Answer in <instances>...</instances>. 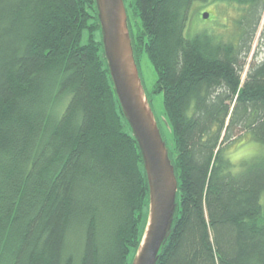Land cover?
<instances>
[{
    "label": "trees",
    "instance_id": "16d2710c",
    "mask_svg": "<svg viewBox=\"0 0 264 264\" xmlns=\"http://www.w3.org/2000/svg\"><path fill=\"white\" fill-rule=\"evenodd\" d=\"M225 1L242 12L234 39L191 35L207 0H129L133 34L123 0L174 143L176 208L156 264H264V149L238 167L226 152L237 132L264 147V58L244 71L264 0ZM148 212L95 0H0V264L132 263Z\"/></svg>",
    "mask_w": 264,
    "mask_h": 264
},
{
    "label": "water",
    "instance_id": "95a60500",
    "mask_svg": "<svg viewBox=\"0 0 264 264\" xmlns=\"http://www.w3.org/2000/svg\"><path fill=\"white\" fill-rule=\"evenodd\" d=\"M104 58L121 112L143 161L149 212L131 264H156L173 223L177 181L135 63L123 0H95ZM209 18L208 13L202 15Z\"/></svg>",
    "mask_w": 264,
    "mask_h": 264
},
{
    "label": "rangeland",
    "instance_id": "374dc122",
    "mask_svg": "<svg viewBox=\"0 0 264 264\" xmlns=\"http://www.w3.org/2000/svg\"><path fill=\"white\" fill-rule=\"evenodd\" d=\"M126 1L128 19L130 29L135 34L139 28V20L136 18L129 7V0ZM225 0H207V2H196L192 8V24L190 27L191 35L202 30L212 31V33L221 34L225 39H234L236 35L235 20L238 18V6L234 1L227 2ZM239 5V4H238ZM204 13L209 14L207 20L203 19ZM99 38V37H98ZM86 34H84L82 43H85ZM264 58V10L261 15L260 22L255 30V34L251 41L250 52L245 59L247 68L248 63H258ZM138 74L141 80L142 88L147 97L154 120L157 123L161 137L166 144L168 152L173 156L174 143L171 129L164 115L162 95L154 93V85L156 82V74L154 69L145 55L138 58ZM244 79V72L242 80ZM263 146L254 142L249 134L237 132L235 140L227 145V157L232 163L238 167L243 160L252 157L256 153L262 152ZM145 218L143 219L142 226ZM131 258L128 259V264Z\"/></svg>",
    "mask_w": 264,
    "mask_h": 264
}]
</instances>
